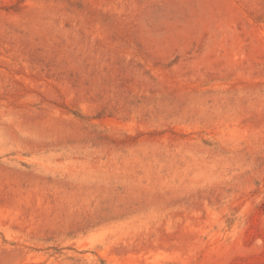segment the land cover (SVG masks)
I'll return each mask as SVG.
<instances>
[{"label":"rangeland","instance_id":"rangeland-1","mask_svg":"<svg viewBox=\"0 0 264 264\" xmlns=\"http://www.w3.org/2000/svg\"><path fill=\"white\" fill-rule=\"evenodd\" d=\"M0 264H264V0H0Z\"/></svg>","mask_w":264,"mask_h":264},{"label":"bare ground","instance_id":"bare-ground-1","mask_svg":"<svg viewBox=\"0 0 264 264\" xmlns=\"http://www.w3.org/2000/svg\"><path fill=\"white\" fill-rule=\"evenodd\" d=\"M3 201V200H2Z\"/></svg>","mask_w":264,"mask_h":264}]
</instances>
